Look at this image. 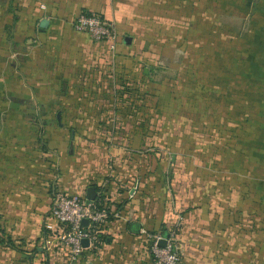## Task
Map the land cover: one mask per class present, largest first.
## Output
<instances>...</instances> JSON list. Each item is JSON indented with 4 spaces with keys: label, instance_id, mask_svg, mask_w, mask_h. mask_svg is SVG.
<instances>
[{
    "label": "crops",
    "instance_id": "obj_1",
    "mask_svg": "<svg viewBox=\"0 0 264 264\" xmlns=\"http://www.w3.org/2000/svg\"><path fill=\"white\" fill-rule=\"evenodd\" d=\"M13 3L14 10L22 16L24 39H28L24 61L29 75L27 79L20 73L10 85L14 90L28 91L30 96L24 97L25 100H11L12 95H7L9 100L6 99L10 80H6L5 71L0 69V264H154L149 234L177 232L182 243L187 244L186 237L192 236V244L198 247L200 237L220 234L225 250L228 244L225 237L235 234L238 243V235L243 236L248 221L252 231H264V113L261 108L254 110L247 131L242 121L240 139L248 133L250 141L243 143L236 165L222 164L219 189L211 194H200L201 191L193 189L194 195L187 205H174L164 197L148 194L143 160L134 158L143 155V148L133 150L129 142L138 137L141 142L146 140L143 124L148 123L142 101L135 104L130 98L134 90L130 80L132 70L125 69L123 84L111 88L125 96L111 105L72 99L71 91L80 88L87 93L94 86L93 76L106 74L101 69L89 73V69L85 71L91 77L85 80L88 83L73 81L76 77L71 75L67 81L59 82L51 74L44 87L40 76L56 66L46 68L43 44L31 41L32 31L35 32L43 18L50 20L48 26L52 28L76 30L80 13L99 14L116 28L117 50L110 51L109 42L81 34L64 37L68 40L63 41L64 45L84 49V54H91V50L101 46L116 55L121 49L122 34L128 32L139 33L141 44L162 45L163 52L164 47L173 46L175 52L188 54L189 59L222 60L227 52L234 50L232 45H241L248 47L243 58L260 60L263 55L255 56L258 51L251 50L250 46L264 45V0H13ZM66 52L72 54L71 59L75 58L74 54L81 55ZM75 61L70 64L74 73ZM53 76L55 80L50 82ZM100 84L103 87V79ZM41 90L50 93L44 107H57L55 116L25 114L30 106H39L36 94ZM106 107L134 110L135 114L125 121L130 127L121 135L117 131L102 130L106 122L102 110ZM91 113L95 116L91 117ZM113 123L121 124L118 120ZM39 124L47 126L41 131ZM113 134L127 142L110 143ZM90 186L96 188L97 197L103 195L109 201L119 216L111 218L96 248L87 249L79 260L70 261L67 249L57 238L58 227L52 217L54 200L59 193L89 200ZM217 212L219 219H215ZM232 224L236 231H228ZM5 250L12 251L13 256L5 259L1 256ZM226 259L220 264H231Z\"/></svg>",
    "mask_w": 264,
    "mask_h": 264
},
{
    "label": "rangeland",
    "instance_id": "obj_2",
    "mask_svg": "<svg viewBox=\"0 0 264 264\" xmlns=\"http://www.w3.org/2000/svg\"><path fill=\"white\" fill-rule=\"evenodd\" d=\"M14 6L13 0H0V69L5 71L6 80H10L9 85L12 80L19 78L20 73H24L26 78L29 75L28 64L24 61L28 39H24L22 32L21 13L15 11ZM79 34L93 39L89 33L71 28L47 26L40 30L37 25L35 32L32 31L31 41L36 40L44 46V66L48 69L56 66L52 71L49 69L46 75L40 76L39 81L44 83V87L51 74L59 82L67 81L68 75H71L76 77L71 78L73 81L88 83L85 80L91 78L87 75L89 69V73L93 69H101L106 76H93L94 86L87 93L80 88L75 89L69 93L70 98L102 101L111 105V102L125 97L123 92L115 93L111 88L123 84L125 69L132 70L130 80L134 90L130 98L135 104L142 101L148 123L143 124L146 140L141 142L138 137L129 142L133 150L143 148V155L134 158L143 160L142 172L148 194L164 197L174 205H187L190 196L194 195L193 189L201 191L200 194H211L219 189L222 164L236 165L243 143L250 141L251 134L248 133L240 139L242 121H245L247 131L251 127L249 123L254 110L259 111L261 108V113H264V106H261V102L264 105V45L250 46L251 50L256 48L255 51H258L255 56L263 55L260 60L243 58L248 47L243 48L241 45H232L234 50L227 52L225 59L196 60L189 59L188 54L175 52L173 46L169 49L164 47L163 52L160 50L162 45L141 44L139 33L127 32L122 34L119 41L121 49L116 55H111L101 46L91 50V54H84V49L67 47L63 43L68 42L64 37H76ZM66 51L81 55L74 54L76 56L72 57L75 58L71 59L72 54ZM164 55L170 57L163 58ZM74 59L75 73L70 70ZM55 77L49 81H54ZM100 79L104 80L103 87L101 84L99 86ZM14 89L12 85L7 88L9 92H5L6 99L7 95H12L9 97L11 100H25L24 97L30 96L28 91ZM48 95L50 93L44 90L38 91L36 102L39 106H30L25 114L31 112L40 117L48 114L55 116L57 107H44ZM134 114L132 108L115 110L106 107L102 110L106 122L101 128L111 133L117 131L121 135L130 127L125 122L128 121L127 117ZM92 116L95 114L91 113ZM114 120L121 124L115 125ZM46 126L39 124L38 128L42 131ZM116 136L113 134V140L109 142L123 145L127 142ZM218 196L221 197V192ZM234 226L232 224L228 231H236ZM172 233L179 247L182 264H220L226 258L231 264H264V231H252L249 221L243 236L238 235V243L235 234L230 233L225 237L228 241L225 250L220 234L200 237L198 247L191 242L194 237H186L188 243L184 244L177 232ZM1 256L8 259L13 253L6 251Z\"/></svg>",
    "mask_w": 264,
    "mask_h": 264
},
{
    "label": "built area",
    "instance_id": "obj_3",
    "mask_svg": "<svg viewBox=\"0 0 264 264\" xmlns=\"http://www.w3.org/2000/svg\"><path fill=\"white\" fill-rule=\"evenodd\" d=\"M75 28L89 33L96 41L109 42L112 51L117 47L119 37L116 28L99 14L80 13ZM115 216H119V213L112 208L108 200H104L100 207L84 197L59 193L54 200L52 217L58 227V241L67 249L70 261H77L85 250L96 248L102 241L106 225ZM85 218L89 220L87 225L83 224ZM149 237L155 258L154 264H182L174 233H170L165 247L159 245L163 238L162 233L149 234ZM85 238L89 239L88 246L83 244Z\"/></svg>",
    "mask_w": 264,
    "mask_h": 264
},
{
    "label": "water",
    "instance_id": "obj_4",
    "mask_svg": "<svg viewBox=\"0 0 264 264\" xmlns=\"http://www.w3.org/2000/svg\"><path fill=\"white\" fill-rule=\"evenodd\" d=\"M49 22H50V20L48 18H43L40 21V30H44L49 25ZM126 41L129 42L130 39L127 38ZM87 197L89 200H95L96 199L97 191H96V188L94 186H90L88 188ZM88 223H89V220L87 218L83 219V224L87 225ZM169 237H170V232L167 230L164 232L163 238L160 240L159 245L162 247H165ZM83 244H84V246H88L89 245V239L88 238L83 239Z\"/></svg>",
    "mask_w": 264,
    "mask_h": 264
},
{
    "label": "trees",
    "instance_id": "obj_5",
    "mask_svg": "<svg viewBox=\"0 0 264 264\" xmlns=\"http://www.w3.org/2000/svg\"><path fill=\"white\" fill-rule=\"evenodd\" d=\"M93 202L101 207L103 202H104V196L101 195L100 197H97L95 200H93ZM102 239H103V237H102Z\"/></svg>",
    "mask_w": 264,
    "mask_h": 264
}]
</instances>
